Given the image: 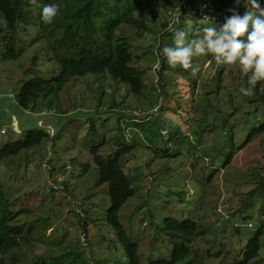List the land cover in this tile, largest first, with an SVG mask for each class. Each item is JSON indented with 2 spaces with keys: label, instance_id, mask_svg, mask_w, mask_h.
<instances>
[{
  "label": "rangeland",
  "instance_id": "rangeland-1",
  "mask_svg": "<svg viewBox=\"0 0 264 264\" xmlns=\"http://www.w3.org/2000/svg\"><path fill=\"white\" fill-rule=\"evenodd\" d=\"M200 7L187 9L175 25L188 32V41L225 19L216 12L204 18ZM250 8L239 0L236 13ZM166 12L179 20L168 0H149L135 14L151 30L133 38L132 29H122L144 78L140 94L109 71L87 73L23 109V85L35 77L56 80L60 67L39 25L20 26L16 58L5 57L0 36V147L24 140L30 130L49 134L39 146L0 161L4 197L17 214L12 224L28 239L12 261L62 256L68 263L72 253L79 256L74 264H128L127 237L138 244L142 264H150L171 257L178 239L168 224L194 222L200 232L190 246L192 264H233L264 225V132L240 150L264 122V81L247 97L240 88L249 87L248 77L238 63L194 56L196 75L168 65L162 50L174 46L173 34L155 32L169 20ZM0 26H6L1 15ZM93 150L117 160L132 185L121 228L107 220L112 199ZM249 264H264V234Z\"/></svg>",
  "mask_w": 264,
  "mask_h": 264
},
{
  "label": "trees",
  "instance_id": "trees-1",
  "mask_svg": "<svg viewBox=\"0 0 264 264\" xmlns=\"http://www.w3.org/2000/svg\"><path fill=\"white\" fill-rule=\"evenodd\" d=\"M148 2L149 0H35L33 3L31 0H0V15L6 24L4 28L0 26V36L5 37L6 40L5 57L10 59L18 56L16 35L19 28L21 25L27 26L34 23L40 26V38L46 42L50 57L60 67L56 80L35 77L27 81L20 90L18 104L23 109L29 110L36 107L39 101L67 86L72 78L105 71H109L115 79L131 87L134 93L140 94L144 78L134 65L132 39L128 38L122 29L124 26L132 29L135 32L133 38L151 30L148 22L135 14ZM197 2V0H168V6L179 12L180 23L184 12L196 6ZM52 3L59 5V13L51 24H47L42 20L41 13L44 6ZM199 5L214 9L220 19L223 15L224 18L230 17L233 14L230 10L238 11L237 0H199ZM261 7H264V0ZM205 12L210 14L208 9ZM165 17L167 20L175 21L167 12ZM169 20L165 22L162 31L159 32L158 29L155 32L169 38L172 35L168 29L171 24ZM260 132H264V122L259 128L253 130L240 150L251 143ZM47 139L49 134L46 131L30 130L24 140L0 147V161L39 146ZM93 155L100 180L108 184L112 199V208L107 213V220L116 228H121L119 213L133 195L132 185L117 160L105 159L97 154L96 150H93ZM225 217L229 219L228 215ZM16 218L17 214L12 211L9 201L4 197V188L0 180V264H74V260L79 257L69 252L73 259L68 263H63L59 259L62 256L12 261V252L28 241L27 237L22 235L23 227L12 224ZM251 224V227H254V224ZM167 227L178 239L174 241L171 257L153 261L150 264H192L196 261L195 252L190 246L193 238L200 232L197 224L194 222L171 223ZM263 234L264 225L247 244L243 258L235 260L233 264H249L255 259L259 254ZM124 241L128 264H142L138 244L127 237ZM82 262L85 264L83 260Z\"/></svg>",
  "mask_w": 264,
  "mask_h": 264
},
{
  "label": "clouds",
  "instance_id": "clouds-1",
  "mask_svg": "<svg viewBox=\"0 0 264 264\" xmlns=\"http://www.w3.org/2000/svg\"><path fill=\"white\" fill-rule=\"evenodd\" d=\"M31 2L34 3L35 0ZM247 2L251 8L242 16L230 10L233 14L226 17L223 24L204 26L201 29L202 35L191 41L187 40L186 30L175 26L179 24L178 19L175 24H170L169 31L173 34L174 46H165L162 50L168 65L191 69L192 74L196 75L199 68L193 67L194 56L211 54L217 65L238 63L242 74L248 77L249 84L247 88L241 87L240 92L247 97L253 96L257 83L264 81V7L257 0ZM200 11L202 6L199 13ZM58 13L59 5L48 4L43 7L41 18L45 23L51 24Z\"/></svg>",
  "mask_w": 264,
  "mask_h": 264
},
{
  "label": "built area",
  "instance_id": "built-area-1",
  "mask_svg": "<svg viewBox=\"0 0 264 264\" xmlns=\"http://www.w3.org/2000/svg\"><path fill=\"white\" fill-rule=\"evenodd\" d=\"M207 9L210 11V14L205 12V10H207ZM214 13H215L214 10L211 9V8H209V7L206 6V5H203V7H202V11H200V15H202L204 18H208V17H210V16H211L212 14H214ZM175 16H176V15H175ZM3 132H4V130H3ZM249 226H252V224L250 223Z\"/></svg>",
  "mask_w": 264,
  "mask_h": 264
}]
</instances>
